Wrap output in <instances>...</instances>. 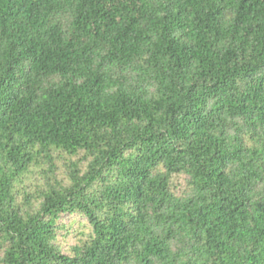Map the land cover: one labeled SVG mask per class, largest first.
<instances>
[{"label":"trees","instance_id":"16d2710c","mask_svg":"<svg viewBox=\"0 0 264 264\" xmlns=\"http://www.w3.org/2000/svg\"><path fill=\"white\" fill-rule=\"evenodd\" d=\"M0 253L264 264V0H0Z\"/></svg>","mask_w":264,"mask_h":264},{"label":"rangeland","instance_id":"374dc122","mask_svg":"<svg viewBox=\"0 0 264 264\" xmlns=\"http://www.w3.org/2000/svg\"><path fill=\"white\" fill-rule=\"evenodd\" d=\"M32 179L35 180V174L30 178V180ZM59 223L64 228L59 235H65L68 237L70 242H73L74 239H77L80 236L86 238V236L91 232V228L87 220L82 216H62Z\"/></svg>","mask_w":264,"mask_h":264}]
</instances>
